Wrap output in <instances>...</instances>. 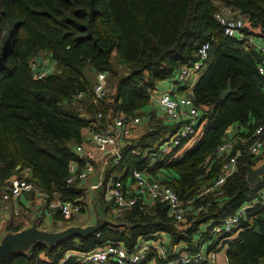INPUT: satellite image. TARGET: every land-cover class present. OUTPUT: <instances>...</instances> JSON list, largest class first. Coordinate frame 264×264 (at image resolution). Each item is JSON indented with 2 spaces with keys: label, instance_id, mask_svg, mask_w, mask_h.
<instances>
[{
  "label": "trees",
  "instance_id": "trees-1",
  "mask_svg": "<svg viewBox=\"0 0 264 264\" xmlns=\"http://www.w3.org/2000/svg\"><path fill=\"white\" fill-rule=\"evenodd\" d=\"M223 9L239 12L246 36L264 38V0H0V199L9 178L27 177L50 200H76L85 212L86 191L79 181L67 182L70 164L83 166L87 160L85 152L76 151L83 147L86 128L93 133L95 124L106 128L114 117L124 115L128 120L142 117L144 125L134 128L122 146L120 162L112 163L114 179L134 181L138 170L171 186L182 200L195 199L194 204L205 206L176 223L166 204L146 205L139 199L92 234L72 235L53 246L37 242L3 264H90L69 253L109 243L132 251L139 238H156L161 232L171 236L172 245L184 243L192 251L208 243L216 248L220 238L212 242L215 225L257 197L263 186L247 180V166L261 161L248 149L251 133L264 127V76L258 72L263 56L248 39L226 33L219 16L235 15ZM206 44L209 61L198 81L191 85L192 73L178 87L201 112L197 131L163 153L162 144L177 126L144 110L159 84L175 81ZM44 52L55 69L39 80L32 62ZM102 72L107 74L106 95L94 103L93 90ZM229 83L232 93L224 98L221 93ZM235 123L251 131L247 143L238 142L233 151H241L237 171L226 180L223 194L201 196L221 173L218 147ZM100 205L113 209V201L104 197ZM72 217L55 214L58 221ZM12 218L13 232L25 227ZM225 243L228 264H264V207L248 210L238 236ZM157 252L140 264H168L177 256L170 249L164 255Z\"/></svg>",
  "mask_w": 264,
  "mask_h": 264
},
{
  "label": "built area",
  "instance_id": "built-area-1",
  "mask_svg": "<svg viewBox=\"0 0 264 264\" xmlns=\"http://www.w3.org/2000/svg\"><path fill=\"white\" fill-rule=\"evenodd\" d=\"M219 18L221 23L225 25V30L228 35L240 40L248 38L249 42L253 43L250 41V37L241 32L243 28L242 18H227L224 16H219ZM209 48V44L204 45L199 50L197 61L192 66L183 67L177 75L176 80H171L169 88L158 97L159 105L165 117L178 125L175 133L162 144L161 152L163 153L173 151L185 139L194 135L197 131V125L201 119V112L196 107L192 97L188 93L180 94L178 87L186 84L189 75H192V73L198 74L206 68L209 61ZM257 49L263 56V60L258 65V72L264 76V44L257 45ZM32 67L35 70V78L39 80L46 78L50 73L54 72V67L49 66L48 63L43 64V62H38L37 60L32 62ZM106 83L107 74L103 72L99 73L97 75V84L93 90L92 97L94 103H98L99 100L105 97ZM82 96L83 93H80L79 97L81 98ZM99 116L102 115L100 114ZM143 121V118L139 116L128 120L124 115H117L108 122L109 124L106 128H100L97 124L94 125L95 130L92 133V141L95 144L106 146L108 148L107 153H105L106 157L109 156V160L113 164H118L121 159L122 144L131 136L134 128L140 126ZM250 139L252 143L248 151L256 157L263 156L264 127L259 126L255 129L251 133ZM236 143L234 138H225L218 147V155L223 158L221 173L215 183L206 188L201 196L215 191L222 194V187L226 180L238 168V158L241 155V151L238 150L233 154ZM76 151L82 154L83 147L79 145ZM91 157V159L85 161L83 166L77 161H73L70 164V174L67 180L69 184L76 181L85 182L95 172L94 157ZM133 177L136 186L135 195H131L128 187L120 180H113L105 186V199L107 201H113L114 211L118 215L124 209L134 206L139 199L151 200L153 205L157 202L166 204L170 216L176 223H182L188 216L193 215L189 208V203L194 202L195 199L191 201L182 200L178 192L171 186L158 180H150L144 172L136 170L134 171ZM261 183H263V186L260 188L257 197L245 203L236 213L225 218L222 223L215 225L212 233V242L215 243V238H220L217 246L221 243L223 245L228 238H231L228 236L232 232H239L240 225L243 219H245L248 210L256 206L264 207V177ZM26 194H34L40 198V203H43L48 210L59 211L66 218H71L83 212V205L78 201L64 200L58 196L50 200L49 196L34 181L28 180L27 177L17 176L9 178L5 189L1 192V211L8 212L11 202L18 201ZM197 210L199 212L205 210V206L200 204ZM14 213V215H19L17 211ZM153 250L158 251L157 253L161 255L166 253V248L161 240L139 238L132 251H129L123 244L109 243L88 252H71L69 254L77 255L84 262L90 264H140L150 258ZM176 254L177 256L170 260L168 264H203L204 262H208L207 253L204 250L192 251L182 247ZM210 264L216 263L211 261Z\"/></svg>",
  "mask_w": 264,
  "mask_h": 264
},
{
  "label": "crops",
  "instance_id": "crops-1",
  "mask_svg": "<svg viewBox=\"0 0 264 264\" xmlns=\"http://www.w3.org/2000/svg\"><path fill=\"white\" fill-rule=\"evenodd\" d=\"M225 11V13L228 14V16H230V14L235 15V18H242L239 14V12H233L230 9H223V12ZM238 16V17H237ZM251 42L250 44H257V45H262L264 44V38H256V37H250L249 38ZM52 67L55 68V63L51 62L50 64ZM199 75V74H197ZM165 84L163 85H159L158 88L152 93V101L151 104L144 110L145 113H151V112H157L158 115L162 116L165 120V122L167 124H173L175 126L178 127V125H176L175 123H173L172 121L168 120L163 111L161 110V107L159 105V101H158V97L159 95L166 91L169 86H170V82L171 80H166L164 81ZM189 93L191 92V90L188 91ZM145 120L148 122V116L144 117ZM248 131V132H246ZM251 131L249 130L248 127L243 126L239 123H235L234 125H232L225 137V138H234V140L238 143V142H246L247 143V139H246V135L248 133H250ZM243 133L244 135L241 136L238 134ZM84 137L85 140L83 142V153L85 152V155L88 158H92L91 156L94 157V164H95V172L92 173L90 176L91 178H93L94 183H92L89 186L88 181L87 180L85 182H80L79 186L80 188H84V190L86 191V199H85V203H86V210L85 213H83V216L86 217L88 216L87 214L89 213V215L91 214V212H94L95 216H96V220L94 221V223L92 224H84L86 223L87 219L84 220L82 222V224L84 225H80L79 223H72V221L75 219L73 218L72 221H61V220H57L55 218V214L58 213L59 211H50V210H44L42 212H39V208L35 207L33 205L34 202L40 203V198H38L37 196H35L34 194H26L25 196H23L22 198H20L18 201L16 202H11L10 204V208L9 211L7 212L10 215H14L15 211H17L19 213V215H14V216H21L19 222H24V228H30L34 225H37V227L40 230L43 231H47V232H60L63 230H66L68 228L71 227H87V226H91L93 224L96 223V221L98 220H102L103 223H107V222H112L111 220L115 219L116 216L118 215V213L116 211H114V208L110 211H106V207L105 205H103L101 207L100 205V201L101 198L104 197L105 198V190H106V185L108 183H111L113 180H115L114 178V171L111 172L110 174V170H112L113 167H115L112 162H110L109 160V156L106 157L105 153H107V147L106 146H102V145H98L95 144L92 141V130L91 128H86L84 130ZM249 139V138H248ZM236 143V144H237ZM125 144V143H124ZM194 145V144H193ZM123 146V144H122ZM88 154V155H87ZM217 156L218 158L220 157L218 155V151H217ZM222 158V157H221ZM223 161V158H222ZM88 184V185H87ZM104 185V187H103ZM125 185L128 187V190L130 192L131 195H135L136 194V186L134 181L128 180ZM224 187V186H223ZM222 187V189H223ZM224 191V189L222 190ZM214 193H216L217 195H221L218 191H215ZM223 194V192H222ZM106 200V199H105ZM143 202V204L146 205H152L153 202L151 200L148 199H144L141 200ZM196 206H198V204H194V202L189 203V208L191 209V213H193L194 215V211L196 209ZM34 210L35 213L33 212ZM13 211V212H12ZM80 213V214H82ZM190 213V214H191ZM189 214V215H190ZM79 215V214H78ZM77 216V215H75ZM11 218V217H10ZM49 219L51 225L49 226L46 222V220ZM64 223H69V225L65 226ZM55 224V225H54ZM234 234H236L238 236L239 232L236 231ZM233 234V235H234ZM232 235V236H233ZM231 236L230 239H232L233 237ZM142 238V237H141ZM236 238V237H235ZM152 239H159L162 241V243L164 244L165 248H166V252L167 250H172L174 251V255L183 248H188L186 244H174L172 245V240H171V236L167 233L161 232L159 235L156 236V238H152ZM220 242V241H219ZM219 244L215 249L210 247V243L208 244H203L201 246V248H199V250H204L207 253V258H208V262H204L203 264H210L211 261H214L216 264H228V257H227V250L224 252V254L222 255L220 250L225 249L226 243L224 245ZM227 248V247H226Z\"/></svg>",
  "mask_w": 264,
  "mask_h": 264
},
{
  "label": "water",
  "instance_id": "water-1",
  "mask_svg": "<svg viewBox=\"0 0 264 264\" xmlns=\"http://www.w3.org/2000/svg\"><path fill=\"white\" fill-rule=\"evenodd\" d=\"M231 93L232 85L229 83L228 88L221 95L226 98ZM247 170V180L250 183L260 184L262 182V178L264 177V163L258 168L248 165ZM102 222V220H98L91 226L71 227L60 232L43 231L37 225L13 232L10 226H7L6 230L8 231L0 240V264H3L6 258L14 253L28 251L37 242H45L49 246H53L60 240L72 235L85 236L92 234L99 229ZM255 231L260 233V227L257 226Z\"/></svg>",
  "mask_w": 264,
  "mask_h": 264
},
{
  "label": "rangeland",
  "instance_id": "rangeland-1",
  "mask_svg": "<svg viewBox=\"0 0 264 264\" xmlns=\"http://www.w3.org/2000/svg\"><path fill=\"white\" fill-rule=\"evenodd\" d=\"M37 61L38 62H43V64H45V63H51L52 61H51V58H50V56L47 54V53H42L41 55H39L38 56V58H37ZM200 75H201V73H199V75H197V74H194L193 73V77H192V82H191V85L192 86H194L195 84H196V82L198 81V79H199V77H200ZM192 76V75H191ZM199 76V77H198ZM163 84H165V82L163 81V82H161L159 85H163ZM141 125H144V124H141ZM141 125L140 126H137L135 129H137V128H139V127H141ZM246 132H248V131H246ZM133 137V136H132ZM131 139V138H130ZM128 140V139H127ZM126 142V141H125ZM264 163V155L263 156H261V161H260V163L259 164H257V166L255 167V168H258V167H260L262 164ZM90 179V180H89ZM89 179H87V180H89L88 181V183H89V186L88 187H90V185L92 184V183H94V181L95 180H93V178H91V176H89ZM86 180V181H87ZM88 185V184H87ZM33 205L35 206V207H37V208H39L38 210H39V212H42V211H44L46 208H45V205L43 204V203H37L36 204V202H34L33 203ZM33 211V210H32ZM35 211L36 210H34L33 212L35 213ZM13 212V211H12ZM85 213V212H84ZM36 214V213H35ZM88 216H86V217H84L83 216V213L82 214H79V215H77V216H73L72 218H75L73 221H72V223H79L80 225H84V224H92V223H94V221L96 220V216H95V214H94V212H91V214L89 215V213L87 214ZM11 217V218H10ZM12 217H15L14 219H16V221H19L21 218V216H13V215H10V214H8L7 212H3V211H1L0 210V240L2 239V237L6 234V232L8 231V230H6V228H7V226H9V223H10V221L13 219ZM88 218V219H87ZM87 219V221H86V223H84V224H82V222L84 221V220H86ZM47 222V224L50 226L51 225V223H50V221H49V219H47L46 220ZM65 224V226H67V225H69V223H64ZM55 225V224H54ZM233 238L232 239H234L235 237H237V235L236 234H234L233 236H232ZM226 242V241H225ZM223 245H224V243H223ZM227 246H225V249H222V250H220V252H221V254L223 255L224 254V252L227 250V248H226Z\"/></svg>",
  "mask_w": 264,
  "mask_h": 264
},
{
  "label": "clouds",
  "instance_id": "clouds-1",
  "mask_svg": "<svg viewBox=\"0 0 264 264\" xmlns=\"http://www.w3.org/2000/svg\"><path fill=\"white\" fill-rule=\"evenodd\" d=\"M237 19H239V18H237ZM248 37H251V36H248ZM248 39V38H247ZM252 45V44H251ZM254 46H256L257 47V44H253ZM49 64V63H48ZM51 64V63H50ZM55 66V65H54ZM55 69V68H54ZM204 71V70H203ZM202 72V71H201ZM200 72V73H201ZM191 92H192V89H191ZM190 95V94H189ZM71 253V252H70Z\"/></svg>",
  "mask_w": 264,
  "mask_h": 264
}]
</instances>
